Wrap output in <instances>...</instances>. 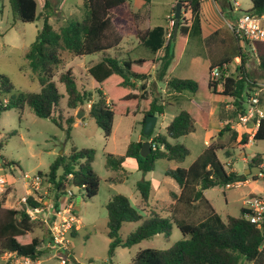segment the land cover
<instances>
[{
	"label": "trees",
	"instance_id": "obj_1",
	"mask_svg": "<svg viewBox=\"0 0 264 264\" xmlns=\"http://www.w3.org/2000/svg\"><path fill=\"white\" fill-rule=\"evenodd\" d=\"M131 1L133 0H83V17L68 18L61 27L55 28L51 23V17L58 0H46L40 12L38 0H12L13 8L23 22L43 20L36 40L25 53L28 66L38 80L41 91H23L16 94L10 79L0 74V117L5 110L13 108L23 110L28 106L38 117H51L58 127L68 131L66 136L68 138L69 131L77 118L75 115L65 114V110L60 107L62 94L55 79L58 76L59 82L65 86L67 107L71 110H79L90 105L89 114L102 129L106 138L112 135L116 116L143 115L144 138L131 142L126 156L136 159L138 169L146 173L154 170L155 163L159 159L183 162L190 154V150L184 144L171 143L167 136L178 139L194 132L198 124L203 127L208 125L207 106L203 102L200 103V100H210L218 94L233 101L239 117L248 112L245 103L253 96L252 86L256 82L251 79L247 67L243 41L233 34L235 43L227 51L228 54L210 61H203L200 57L191 60L190 69L193 73L207 75L205 87L201 88V80L198 76H173L167 79V93L180 94L185 91L191 93L189 106L180 109L168 123L167 136L157 134L152 137L153 132L148 136L145 135L143 130L146 118L149 115L162 114L166 107L158 100L154 83L147 84L151 71L159 62L158 78L163 81L171 64H176L180 59L195 24L199 25V34H202L199 16L202 0H187L190 2L193 24L191 25L182 15L178 25L175 23L169 37L165 25L139 31L138 37L142 45L151 51V57L130 54L123 58L112 56L107 51L118 48L123 40L115 25L119 20L116 12ZM179 1L184 2V0ZM144 2L151 4L152 0H144ZM251 2L252 7L247 12L259 15L264 13V0H251ZM173 11H176V7H173ZM176 25L177 30H175ZM214 35H217V32L209 37L212 38ZM245 42L256 50L258 67L264 71V42ZM159 51L161 54L156 58ZM100 52L103 55L101 60L89 66L87 70L98 84L94 94L92 91L80 88L74 71L67 67V61L75 56ZM65 53L70 54L68 59L65 58ZM237 57H241V63L231 71L229 65ZM216 67L219 69V78L214 80L211 73ZM229 131H232V140H235L237 132L228 124L219 131L218 137ZM248 136L243 134L241 143H248ZM254 139L264 140V116L259 120ZM144 141L158 145L156 149L151 148V153L146 157L141 155ZM2 145L3 143L0 142V147ZM160 145L164 147L161 148ZM220 148L224 146L212 143L188 168L177 167L165 171V174L173 178L181 188L180 195L173 194L174 200L187 204L196 201L205 202L212 211L211 215L199 224L176 220L184 236L182 240L168 249L149 248L139 251L129 264H264V228L261 229L251 222L247 217L249 210L242 207L240 215H229L223 220L204 195V191L208 188L228 186L246 180L252 175L228 170L226 163L218 156ZM227 154L231 155L228 150ZM93 158V149L73 148L68 157L61 156L56 159L48 173L39 172L51 184L49 191L52 195L49 197L53 201L54 211L59 210L63 196L67 194L73 196L69 189L71 186L83 189L89 199L98 194L101 177L92 166ZM123 160L122 156L109 154L106 158V167L112 171H119L123 168ZM262 162L261 157H255L249 166H259ZM60 169L63 171L62 174L59 173ZM252 176L259 179L257 175ZM137 190L141 198L137 209H134L130 199L122 194L112 196L106 204L107 234L111 240L110 258L114 256L118 247L139 243L159 233L167 239L171 236L172 222L169 219L156 212H152L151 218L143 219L140 212L146 210L150 204V182L144 179L139 181ZM8 194L9 192L6 191L0 200V257L7 252H16L20 256H30L33 259L51 254V250L42 248L43 237H26L34 232L37 222L27 212L26 204H21L20 207H3ZM27 201L31 207L41 205L34 196H29ZM140 220L142 223L139 228L126 241L122 240L119 232L123 224ZM46 239L47 242L50 239L49 230Z\"/></svg>",
	"mask_w": 264,
	"mask_h": 264
},
{
	"label": "rangeland",
	"instance_id": "obj_2",
	"mask_svg": "<svg viewBox=\"0 0 264 264\" xmlns=\"http://www.w3.org/2000/svg\"><path fill=\"white\" fill-rule=\"evenodd\" d=\"M209 1L210 3L207 4L205 12L208 13V16L215 14L217 17H221L220 22H223L225 26L218 29L217 35L212 38L209 37L205 41L202 34H199V25L195 24L182 58L174 64L175 70L174 68L171 70L173 76H198L201 80V88L206 86L207 75L193 73L190 69L191 59L198 55L204 61L208 54L207 48L213 59L228 54L227 51L235 43V38L228 23L233 22L242 12H247L252 7L251 0H231L233 7H236L235 2L240 4L236 9L240 11H235V16H232L230 11L228 13V5L224 0ZM178 2L181 3V16H191L192 10L190 2L187 0H184V2L179 0H152L151 4H145L144 0H133L122 6L116 12L119 20L115 22V25L121 35L125 37V40L121 42L118 48L108 50V54L125 57V52L133 47L135 39L138 38L135 35H138L139 31L157 25H168L169 21L175 16L173 7H176ZM54 3L52 2V4ZM58 3H55V10L51 17V23L55 28L61 27L68 18L81 19L83 17V0H65L62 6L60 2ZM41 10L42 7H39L38 11ZM225 18L228 19L227 22H225ZM42 25V19H37L34 22H23L13 8L12 0H0V74L6 75L10 79L16 94L23 91H41L38 80L33 76L28 66L25 53L36 40ZM169 32L170 28L168 26V34ZM242 47L247 58V67L251 79L256 82L252 86L254 90L252 94L259 92L260 100L263 99V110L260 108V104L259 108L263 111L261 113L264 114V71L258 67V56L251 44L242 42ZM135 52L145 57H151L152 55L151 51L145 47H140ZM64 55L67 59L70 57V54L65 53ZM102 56L100 52L75 56L67 61V67L72 68L74 71L78 85L94 92V94H96L98 84L87 73V70L89 66L101 60ZM234 60L236 63L233 62L229 65L231 71H234L241 63V57ZM55 79L62 94L60 107L65 110V114L76 116L77 112L75 113L67 107L65 86L59 82L58 76ZM160 85L165 91L156 86L157 98L160 103L163 101L168 102L167 88L163 87L164 83H160ZM260 86L261 89L259 90ZM183 94L180 103L185 106L188 101L187 97H191V93L185 91ZM232 103V100L227 101V104ZM245 105L248 108L250 107L249 102H246ZM84 108L89 109V106ZM210 108L211 104L209 103L207 104V110L210 111ZM228 115H230L229 117H235L240 122L235 106H230ZM157 118L153 134L162 133L167 136L166 127L169 118H171L170 115L166 117L158 116ZM142 121V114L128 117L116 116L112 135L106 138L102 129L89 116L88 112L84 120L78 121L77 124L71 127L67 138V130H62L51 118L38 117L32 108L28 106L23 110L19 108L5 110L0 117V142L3 143L0 147V161L3 163V165H0V175L7 178V192L10 195L14 186V193L18 197L25 193L23 174L34 176L39 172L42 174L48 173L52 163L61 156L68 157L73 148L77 150H94L92 166L101 177L98 194L89 199L83 189L71 186L69 189L72 191L73 196L67 194L61 198L64 206L72 203L78 218L75 234L71 236V251L78 264H129L139 251L149 248L168 249L174 243L182 240L184 236L178 228L176 220L199 224L204 222L212 213L207 203L200 201L194 211H173L171 191L176 182L165 175V169L168 167L175 168L177 166L175 162L163 159L157 160L154 170L144 173L138 169L136 159L126 156L129 144L137 141L138 137H140V140L144 138L142 135ZM231 134L232 131H229L228 135ZM215 135L218 136L217 114H212L208 129L198 128L195 133L188 136L178 139L167 136V139L171 143H182L190 150V155L186 157V161L180 164L182 167H188L205 148L204 140L206 138L211 140V137ZM219 141V143H222V140L219 139ZM223 144L226 145V148L219 150L218 156L226 163L227 169L230 170V167H235L240 174H245L242 162L238 161L244 155L240 151V142L235 143L230 138L229 141L226 139ZM227 150L232 153L231 156L227 154ZM245 153L248 157L253 154H260L264 159V140H252L250 145L246 147ZM109 154L124 157L121 170L112 171L106 167V158ZM5 162L10 163V166ZM62 172V169H60L59 173L62 174ZM248 178V183L215 186L204 191L206 199L223 220H226L229 215H240L243 201L252 196L253 192L258 193L261 189H264L263 178L255 179L252 175ZM143 179L151 184L150 204L146 210L140 211L143 219L151 218L152 212L159 213L162 217L169 219L172 222L171 236L167 239L162 233H159L139 243L127 247H118L114 256L110 258L109 245L111 240L107 234L108 213L106 204L112 196L122 194L127 196L132 207L137 209L141 199L137 190V183ZM29 191L28 189L25 195ZM41 193L44 195L45 204L52 206V199L49 197L52 195L50 191L47 194H44L43 191ZM2 196H0V200ZM16 202L17 198L15 196L9 197L5 208L20 207ZM141 223L142 220L125 222L119 232L120 238L126 241L139 228ZM48 230L49 226L39 219L36 222L34 232L26 237H43L42 248L45 249ZM0 264H5L3 257H0ZM40 264L61 263L58 257L49 254V256L41 258Z\"/></svg>",
	"mask_w": 264,
	"mask_h": 264
},
{
	"label": "built area",
	"instance_id": "obj_3",
	"mask_svg": "<svg viewBox=\"0 0 264 264\" xmlns=\"http://www.w3.org/2000/svg\"><path fill=\"white\" fill-rule=\"evenodd\" d=\"M46 1V0H43ZM61 4L65 0H58ZM236 7H239L238 2H235ZM239 10V9H238ZM175 25V19H171L168 23L170 32ZM232 33L245 41H263L264 42V13L259 15L256 13L242 12L236 19L228 23ZM214 80L219 78L218 67L214 68L212 73ZM250 107L245 115L239 117V121L246 124L250 119L257 116L256 123L259 125V120L264 116L259 108L260 96L259 92H256L249 99ZM157 143L151 145L152 149L157 148ZM163 148V145H160ZM3 165L0 161V165ZM260 173L257 175L259 178L264 179V162L260 165ZM23 182L25 186L30 190L29 193L21 197L18 202L19 205L26 204L27 212L33 220H42L49 226L50 239L47 242L46 248L51 250V255L59 258L61 264H78L71 251V236L73 230L77 227L78 218L74 212L72 203L62 207L58 211H54L52 206L45 204L44 194L49 192L51 184L45 180L40 174L34 176L23 174ZM7 179L4 176H0V196L6 193L8 190ZM242 184V181L235 182ZM70 192V191H69ZM29 196H34L41 205L38 207H31L27 203ZM49 199V198H48ZM53 204V201L52 203ZM244 207L249 210L247 217L251 222L255 223L259 228H264V190L259 193L253 194L249 198L244 200ZM41 216V217H40ZM5 264H40L41 258L33 259L30 256H20L16 252H7L3 256Z\"/></svg>",
	"mask_w": 264,
	"mask_h": 264
},
{
	"label": "crops",
	"instance_id": "obj_4",
	"mask_svg": "<svg viewBox=\"0 0 264 264\" xmlns=\"http://www.w3.org/2000/svg\"><path fill=\"white\" fill-rule=\"evenodd\" d=\"M225 1V3L228 5V13H229V11H230V15H232V16H235V11H238V10H236L237 9V7H233V5H232V1L231 0H224ZM45 2L46 1H43V0H38V3H39V5H40V7H43L44 6V4H45ZM210 3V1L209 0H202V3H201V9H200V11H199V16H200V27H201V31H202V36L204 37V40L206 41V39H208L209 38V36L211 35V34H213V33H216V32H218L219 30L218 29H220V28H222V26H225V24L222 22H220V20H221V17H217V15H215V14H212V15H210V16H208V13H206L205 12V8H207V4H209ZM239 4V3H238ZM236 5V4H235ZM215 6V5H214ZM239 6H240V4H239ZM233 9V10H232ZM240 11V10H239ZM219 16H221V15H219ZM189 21H190V23H191V25L193 24V14L191 15V16H188V17H186ZM228 21V19L227 18H225V22H227ZM165 26L168 28V25H166L165 24ZM148 29V28H147ZM139 34V33H138ZM135 37L137 38L138 37V35H135ZM190 37V36H189ZM189 37H188V39H189ZM139 38V37H138ZM135 39V43H134V45H133V47L132 48H130V49H128V51H126L125 52V57L127 56V55H131V56H139V54L138 53H136L135 51L138 49V48H140V47H144L143 45H142V42H141V40L140 39ZM125 40V37H123V40H122V42ZM187 42H188V40H187ZM187 44V43H186ZM186 47V46H185ZM184 50H185V48L183 49V51H182V53H181V56H180V59L182 58V56H183V53H184ZM207 50H208V54H207V58H204V60L205 59H207V60H215V59H213V57H212V55L210 54V52H209V49L207 48ZM107 53H108V51H107ZM160 54H161V51H159L157 54H156V58H158L159 56H160ZM144 57V56H143ZM195 57H200V56H198V55H196V56H194L193 58H195ZM192 58V59H193ZM200 58H202V57H200ZM238 58V57H237ZM179 59V60H180ZM191 59V60H192ZM217 59V58H216ZM178 60V61H179ZM234 62L236 63V61L234 60ZM159 65H160V63L159 62H157L155 65H154V67H153V69H152V71H151V76H150V78H149V80L147 81V84L148 85H150V84H153L154 83V87L156 88V86L157 87H161V85H160V83H164V86L163 87H165L166 88V81H167V79H169V78H171V77H173V75H172V72H171V70L174 68V70H175V66L174 65H172L171 64V66H170V68H169V70H168V73H167V75H166V77H165V79L163 80V81H161V80H159V78H158V68H159ZM178 65V64H177ZM257 84L258 85H260L259 84V82H257ZM97 87H98V85H97ZM96 87V88H97ZM80 88H83V89H85L84 87H80ZM161 89L163 90V91H165V89L164 88H162L161 87ZM261 89V86H260V88H259V90ZM167 96H168V99H169V101L168 102H166V101H163L162 103L163 104H165L166 105V107H165V110H164V112L162 113V114H159V115H157V117L158 116H163V117H166V116H168V115H170V117L171 118H169V122L174 118V116L180 111V109H182V108H188V106H189V100H190V96H188L187 97V102H186V105L185 106H182V104L180 103V101H181V99H182V97L184 96V94L183 93H180V94H178V93H167ZM230 100V98H228V97H224V96H221V95H218V94H215L210 100H200V103H204L206 106H207V104H211V108H210V111H208V113H209V121H208V125L206 126V127H203V126H201L200 124H198L197 126H196V130L194 131V132H192V133H195L197 130H198V128H202V129H204V130H206V129H208V127H209V125H210V121H211V116H212V114H217V135H218V133H219V131L224 127V125H226V124H228L229 126H230V128H232L234 131H236L237 132V137H236V139L235 140H233L235 143H239L240 142V146H241V150L240 151H242L243 153H244V155L238 160V161H241L242 162V166H243V169H244V171L246 172L247 171V169H249L250 168V166H249V164L252 162V160L255 158V157H261L262 159H263V157L260 155V154H253L251 157H248L247 155H246V153H245V149H246V147H248L249 145H250V143H251V141L252 140H255L254 139V134H255V132H256V130H257V127H258V124L256 123V121H257V116L256 117H254L253 119H250L245 125L243 124V123H240V122H238L237 121V119L235 118V117H229L230 115H228V112H229V108H230V106L231 107H234L235 105H234V103H232V104H227V101H229ZM261 101V100H260ZM167 103V104H166ZM224 104H226L225 106H224ZM188 105V106H187ZM90 106V105H89ZM260 108L263 110V99H262V101H261V103H260ZM84 110H85V118H86V114L89 112V109L87 108V109H85L84 108ZM78 110H73V112H77ZM263 112V111H262ZM176 113V114H175ZM89 116H90V114H89ZM157 120H158V118H157ZM78 121H80V119H77V122L75 123V124H77L78 123ZM114 122H115V119H114ZM168 122V123H169ZM74 124V125H75ZM168 125V124H167ZM113 128H114V125H113ZM192 133H190V134H192ZM157 134H162V133H157ZM157 134H153V136L152 137H154V136H156ZM190 134H188V135H190ZM243 134H248L249 136V140H248V143H246V144H243V143H241V139H242V136H243ZM188 135H186V136H188ZM232 139V134L231 135H228V132H225V134L222 136V137H218V136H212L211 137V140H209V139H207L206 138V140H204V144H205V148L206 147H208L210 144H212V143H214V144H221V145H223L224 146V148H220L219 150H222V149H225L226 148V145L225 144H223L224 143V141L227 139L228 141H229V139ZM219 139L220 140H222V143H219L220 141H219ZM137 141H140V137H138V139H137ZM219 141V142H218ZM232 147H234L233 145H232ZM204 148V149H205ZM204 149L202 150V152L204 151ZM190 155V154H189ZM188 155V156H189ZM231 155H232V153H231ZM230 155V156H231ZM198 158V157H197ZM196 158V159H197ZM195 159V160H196ZM160 160V159H159ZM163 160H166V159H163ZM195 160H193L192 161V163L195 161ZM167 161H169V162H175L176 163V167L175 168H177V167H182V166H180V164H182L183 162H185L186 161V159L183 161V162H177V161H174V160H172V161H170V160H167ZM263 162H264V159H263ZM191 163V164H192ZM190 164V165H191ZM189 165V166H190ZM10 166V165H9ZM188 166V167H189ZM188 167H184V168H188ZM170 168H172V167H168V168H166L165 169V171L167 170V169H170ZM230 171H233V172H236V173H239V171L235 168V167H230ZM166 175V174H165ZM0 176H2V175H0ZM167 176V175H166ZM169 177V176H168ZM6 178V177H5ZM7 179V178H6ZM173 179V178H172ZM174 180V179H173ZM113 181V180H112ZM175 181V180H174ZM176 182V181H175ZM243 183H248L249 182V178H247L246 180H243L242 181ZM11 183V182H10ZM12 184V186H14V184L13 183H11ZM15 187V186H14ZM14 187H13V191H12V194L10 195V194H8L7 195V199H6V201H5V203H4V207H6L7 206V203H8V199H9V197L10 198H12L13 196H15L16 198H17V202L16 203H18L19 201H20V199H21V197H23L25 194H26V192H27V188H26V186H25V184H24V194L21 196V197H18L15 193H14ZM262 190H264V189H261L260 190V192L262 191ZM180 193H181V188H180V186L178 185V183L176 182V185H174L173 186V189H172V191H171V195H172V198H173V194H176L177 196L178 195H180ZM259 193V192H258ZM253 194H256V193H254L253 192ZM252 194V195H253ZM63 202L60 200V208L62 207V204ZM198 203H199V201H196V202H192V203H189V204H187V203H183V202H180V201H178V200H174V198H173V203H172V209H173V211L174 212H177V211H185V212H190V211H194V209L198 206ZM52 205V207H54V205L53 204H51ZM242 207H244V201H243V206ZM59 208V209H60ZM201 221H203V220H201ZM75 234V231L73 232V234L72 235H74ZM47 256H49V255H46L45 257H47ZM44 258V257H43Z\"/></svg>",
	"mask_w": 264,
	"mask_h": 264
},
{
	"label": "water",
	"instance_id": "obj_5",
	"mask_svg": "<svg viewBox=\"0 0 264 264\" xmlns=\"http://www.w3.org/2000/svg\"><path fill=\"white\" fill-rule=\"evenodd\" d=\"M181 3L178 2L177 5H176V11H175V23L178 25V23L180 22L181 20ZM177 25H176V28L175 30H177ZM51 118V117H50ZM76 118L77 119H80V120H84L85 119V110L84 109H79L77 111V114H76ZM156 123H157V116L156 115H149L147 118H146V124H145V127H144V134L145 135H150L155 126H156ZM151 143L150 141H144L143 144H142V147H141V155L142 157H146L147 155H149L151 153ZM260 173V167L259 166H253V167H250L249 169H247V171L245 172V174H252V175H258Z\"/></svg>",
	"mask_w": 264,
	"mask_h": 264
}]
</instances>
